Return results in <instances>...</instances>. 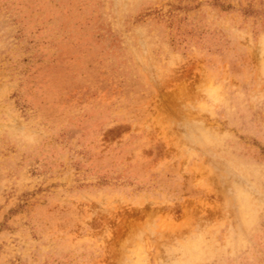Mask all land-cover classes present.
Wrapping results in <instances>:
<instances>
[{
  "label": "rangeland",
  "instance_id": "1",
  "mask_svg": "<svg viewBox=\"0 0 264 264\" xmlns=\"http://www.w3.org/2000/svg\"><path fill=\"white\" fill-rule=\"evenodd\" d=\"M0 264H264V0H0Z\"/></svg>",
  "mask_w": 264,
  "mask_h": 264
}]
</instances>
